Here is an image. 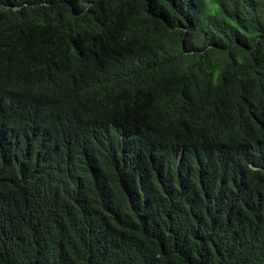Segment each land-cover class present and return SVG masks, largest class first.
I'll use <instances>...</instances> for the list:
<instances>
[{"label":"trees","instance_id":"16d2710c","mask_svg":"<svg viewBox=\"0 0 264 264\" xmlns=\"http://www.w3.org/2000/svg\"><path fill=\"white\" fill-rule=\"evenodd\" d=\"M261 112L264 0H0V122H40L0 146V201L26 195L37 212L52 177L104 179L105 166L71 165L92 114L162 141L182 115H210L257 142ZM34 131L41 154L27 156ZM220 207L222 217L198 193L165 188L147 214L128 211L106 230L99 216L82 225L70 210L44 213L32 223L37 239L17 231L15 205L0 220V264H264V224L236 222L239 205Z\"/></svg>","mask_w":264,"mask_h":264},{"label":"clouds","instance_id":"9594fccd","mask_svg":"<svg viewBox=\"0 0 264 264\" xmlns=\"http://www.w3.org/2000/svg\"><path fill=\"white\" fill-rule=\"evenodd\" d=\"M259 114L255 119L264 128V113ZM12 120L0 122L1 147H11L13 135L19 130H35L40 125L33 122L15 127ZM7 128L12 136L4 133ZM177 130L173 134L174 129H167L168 139L162 141L117 115L102 118L92 114L74 140L71 165L83 174H93L105 166L104 179L67 176L62 181L52 177L53 183L45 190L46 201L37 212L28 196L11 202L9 192L0 201V220H5L16 205L23 215L17 231L39 239L32 228L37 216L70 210L82 225H92L99 216L106 230L110 219L128 211L147 214L154 207L156 195L170 188L198 193L218 217L223 216L221 205H239L236 222L264 224V210L256 208L259 196L264 195V139L250 142L236 128L213 125L210 115H182ZM25 141L34 145H29L25 155L41 154L35 131L32 136L25 135ZM250 249L246 248L245 256L250 255Z\"/></svg>","mask_w":264,"mask_h":264}]
</instances>
